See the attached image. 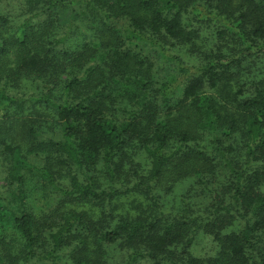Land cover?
Instances as JSON below:
<instances>
[{
	"label": "trees",
	"instance_id": "16d2710c",
	"mask_svg": "<svg viewBox=\"0 0 264 264\" xmlns=\"http://www.w3.org/2000/svg\"><path fill=\"white\" fill-rule=\"evenodd\" d=\"M12 1L21 5L16 16L0 14V144L7 146L10 190L0 205V264H110L114 245L128 251L125 264H264V78H248L246 69L264 56V0L0 4ZM210 24L217 48L204 52L199 65L186 66L171 48L198 52L201 29ZM80 33L83 42L75 45ZM226 38L238 41L237 50H224ZM149 51L173 63L180 76L157 86ZM21 81L36 84L38 94H12ZM174 99L175 114L166 111ZM47 117L60 139H39ZM197 135L198 141L210 136V149L193 144ZM135 151L146 156L149 170L130 189L150 195L148 212L92 220L70 210L37 217L25 207L28 181L51 186L70 201H99L105 189L97 190L83 171L99 164L116 178ZM219 166L227 172L229 196L207 216L161 210L151 183L166 173H209L212 181ZM62 167L79 171L84 182L70 174L61 186ZM199 230L220 245L213 262L189 251Z\"/></svg>",
	"mask_w": 264,
	"mask_h": 264
},
{
	"label": "rangeland",
	"instance_id": "374dc122",
	"mask_svg": "<svg viewBox=\"0 0 264 264\" xmlns=\"http://www.w3.org/2000/svg\"><path fill=\"white\" fill-rule=\"evenodd\" d=\"M20 1V0H19ZM20 3L18 1H12L8 3L0 4V14L3 18H12L16 16L19 12ZM126 25L125 22H120L117 27H123ZM215 25L210 24L208 28L201 29L200 40L198 41V52L191 50L185 46H174L171 48V52L176 54L181 58L186 66H197L203 60V53L209 51L210 49H215L216 42L214 40ZM77 43L83 42V36L78 34ZM224 44V50L227 52L229 50H237L238 41H234L230 38H226ZM74 45V46H75ZM149 58L153 62V77L157 86L163 83L170 82L177 79L180 76V71L177 67L161 57H152L153 52L149 51ZM147 53V54H148ZM250 63V66L246 65V69L249 72V76L258 74V79L264 78V56L255 58ZM245 72V71H244ZM72 75L64 77V80H68ZM185 79L183 80V82ZM245 80H242L244 82ZM241 81H239L240 83ZM233 92L236 93L235 87L232 88ZM36 84H30L26 82H20L15 88L11 89L12 94H17L18 96L27 94H38ZM251 91L250 86L246 87V92ZM236 95V94H235ZM180 96V95H178ZM238 98L239 96L236 95ZM159 100V99H157ZM176 99L172 100L170 106H167V112H173V108H176ZM40 108V106H37ZM166 107L162 105L159 109L164 114ZM43 122V119H40ZM45 123L42 124L38 132L40 133V138H51L58 140L60 139L61 133L58 127H56L51 118H45ZM0 116V122H1ZM198 135L194 136L193 144H199L200 146H206L209 148L210 136H207L206 140L198 141ZM200 142V143H197ZM236 145L235 154H239L240 147L239 143H234ZM7 146L0 144V205L6 203L9 200V187L6 180L5 173V154ZM194 149L196 146H192ZM217 161V162H216ZM35 162V161H34ZM218 163V160L213 161V164ZM58 182L61 186H67L68 175L75 174L80 182H84L82 174L75 170L67 167L58 168ZM92 172L86 170L83 173L90 175L96 183H98V189H105L104 196H101L99 201L92 202L91 200H73L63 197L51 186H44L40 181L38 183L33 181H28L26 187L28 192V199L26 201L25 207L34 216L43 217L58 215L60 213H65L70 211H75L76 213H85L89 219L97 220L101 219V216L111 218H117L118 215L128 214L129 216H137L142 214L147 208V212L151 209L152 201L150 200V195L146 193L145 189L139 188L138 191L131 190L130 188L140 182H144L148 177L149 162L143 153L135 151L134 154L129 153L127 158L122 161V166L120 170H117V176L111 177L105 168L99 164H95L90 167ZM226 170L219 166L215 168L214 173L211 174L212 181H209V173L200 172L199 174H193L186 177H171L167 173L161 177L159 180L151 183L152 194L156 197V201L160 206L161 210L165 214L171 215H182L186 212H190L192 215L199 214L207 216L208 212L212 211V205L215 203L226 201L229 196L227 192L229 181L226 177ZM56 177V176H55ZM54 177V179H55ZM207 186V188H206ZM111 188V189H109ZM114 191L110 193L109 191ZM227 190V191H226ZM149 193V192H148ZM185 212V213H184ZM191 215V216H192ZM56 217V216H53ZM233 227V226H232ZM235 229V227L233 228ZM229 231V230H228ZM227 230L223 233H227ZM214 233V232H213ZM194 240L189 248L190 253L193 257L200 259L206 263L215 261L219 255L220 245L216 239H214L212 233L203 232L199 230L194 235ZM128 251L126 249H121L117 245L111 246L108 251V257L110 264H125ZM139 264H151L148 260H143Z\"/></svg>",
	"mask_w": 264,
	"mask_h": 264
}]
</instances>
